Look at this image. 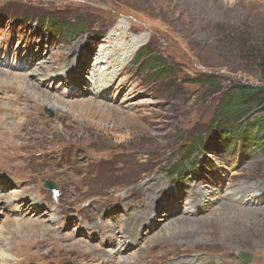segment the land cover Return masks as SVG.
<instances>
[{
	"label": "rangeland",
	"instance_id": "obj_1",
	"mask_svg": "<svg viewBox=\"0 0 264 264\" xmlns=\"http://www.w3.org/2000/svg\"><path fill=\"white\" fill-rule=\"evenodd\" d=\"M113 31L143 44L114 78L106 72L109 92L99 99L91 70ZM2 63L51 99L0 83V131L21 128L18 139L6 134L13 147L0 141V253L9 264L133 262L139 250L136 264H264V196L214 220L239 187L253 195L264 186V114L227 133L214 127L229 87L264 86V0H0ZM147 175L160 181L157 192L142 187ZM47 180L60 192L55 199ZM199 190H210L208 202L222 199L187 218ZM33 198L42 206L29 213ZM167 204L178 207L169 220L138 229L147 208L160 219ZM182 218L178 237L158 241ZM137 229L131 249L97 261L119 250L113 236Z\"/></svg>",
	"mask_w": 264,
	"mask_h": 264
},
{
	"label": "bare ground",
	"instance_id": "obj_2",
	"mask_svg": "<svg viewBox=\"0 0 264 264\" xmlns=\"http://www.w3.org/2000/svg\"><path fill=\"white\" fill-rule=\"evenodd\" d=\"M123 26V25H122ZM109 35V34H108ZM115 36L121 38V41H124L125 43H123V46L126 45L124 47L123 50H121L123 48V46H118L116 43L118 42L117 40H115ZM129 37L126 36V33H121L120 35H117V33H115L114 31L112 33H110V35L103 41V44L102 46H100V48H103V50H100L98 52L99 54V57L95 59V63L96 65L92 68L91 72L93 74V78H95V92H96V95L98 96L99 99H102L103 97H106L108 92H109V87H110V81H108L107 78H105V74L107 72V76L111 77V78H114V75L117 74V72L121 71V70H124L126 68V60H131L133 57H135V55L137 54V50H139V48H141L142 44H143V41L139 39H134L132 38L131 39V42L126 43V41L128 40ZM117 39V38H116ZM143 39V38H142ZM120 47L118 48L117 50V46ZM110 49H113L111 50V54H107V52L110 50ZM136 53V54H135ZM1 67L0 69H7L8 66L6 64H1ZM7 67V68H6ZM10 68H8L9 70ZM28 68L25 69V71L27 70ZM11 71V72H9ZM9 71H4L2 74H0V83H7L9 84L11 80L12 82H14V84L22 91L25 89V91H28L27 89H29V94L30 96L33 98V99H37L38 101L40 102H46L48 103L49 102V93L45 90H41L40 89V85L38 84V89H35L37 91H34L32 90L31 88L33 87V84L29 83L28 81H22V75H18V73H16L15 71L14 73L12 72V70H9ZM1 72V70H0ZM110 72V73H108ZM24 78H26V76H23ZM53 77V76H51ZM27 80V79H26ZM44 80V79H43ZM42 80V81H43ZM43 83V82H42ZM36 86V85H34ZM36 88V87H35ZM28 96V95H27ZM51 100V99H50ZM21 103V102H20ZM46 106H49L48 104H44ZM54 107H52L53 109ZM57 109V108H56ZM55 109V110H56ZM30 122V120H29ZM4 123H7V122H4ZM34 125V124H33ZM22 126V125H21ZM10 124H4L2 126V129L0 131V141L5 144L8 148L9 147H13V146H9L7 144V140H6V134H9V138L11 137H14L15 139H18L17 136L20 135V129L21 128H18V131L17 132H10ZM9 129V130H8ZM8 130V131H7ZM7 131V133H6ZM4 134H1L3 133ZM21 136V135H20ZM148 176V175H147ZM150 177V180L147 181L146 183H142V187L144 188L145 186H150V190H154V192H157V189H158V184L160 183V181H157L158 183L155 182V178H153V176H148ZM158 180V179H157ZM155 183V184H154ZM218 190V189H217ZM256 192L252 195V191L253 189L250 188V187H239L236 191V195H230V196H227V199H228V202H223L221 204H223L222 206L225 207V208H221L218 212H215V215H214V220H222V217L223 215H225V212L226 210H229V208L231 209H235V210H241L240 207L242 208H245L243 210H249L250 208H254L253 205H250L252 204L254 201H260L259 199L264 196V186H259L258 188H256ZM209 191L210 190H206V191H203V190H199L197 192H193V201L191 202L190 204V207H188L186 209V212L185 214L187 215V218H194L193 216H198L200 215L201 213L203 212H206L207 210H211V208L213 207L214 204L210 203L211 201L213 202H218V201H221L222 197L221 196H218V197H215V198H212V199H209V202L206 200L207 199V196L209 194ZM105 192V191H104ZM181 193H179L180 195L183 193L182 191H180ZM220 193V192H219ZM15 194V193H14ZM111 194V193H110ZM109 194V195H110ZM115 198V197H114ZM179 198V197H178ZM264 198V197H263ZM108 199V198H107ZM23 200H26V199H23ZM249 203V204H248ZM2 203L0 202V205ZM26 204L25 201H23V204L21 205L24 206ZM35 205H39V206H42V203H40L37 199L33 198L32 200V204H30L29 206H27L29 208V213L32 211V210H35L36 207ZM169 204L166 205L165 208H163V210H165V212H163L164 214L160 216V219H158V213L156 211H153L152 209L150 208H147L144 212L145 213V219L142 220V222L139 224L138 226V229L139 227L141 228L142 224L144 223L145 225H147V222L149 223V227L151 228H154V226H160L159 223L161 221H164V220H169V218L171 216H173L174 213H176L178 211V207L176 209V211H173L169 206ZM256 205V203H255ZM26 206L19 208L21 209L23 212H26V215L28 213V209H27ZM4 208H7L6 206H4ZM9 208V207H8ZM7 208V209H8ZM259 208V207H258ZM257 208V209H258ZM262 208V207H261ZM6 209V210H7ZM264 209V207H263ZM144 210V209H143ZM224 210V211H223ZM0 211H1V206H0ZM15 212L19 214L20 210H15ZM1 213V212H0ZM153 213H155V215H153ZM20 215V214H19ZM212 217V216H211ZM187 218H182L181 221H178L176 220V224H175V230L174 228L172 229L171 226L169 225H166V232L163 233L162 231V235L161 236H158V241H167L169 239L173 240L172 238H176L178 237V230H176L177 226H181V224L183 222H186ZM200 218V217H198ZM180 220V219H179ZM14 222V220H13ZM190 222V221H189ZM17 223V222H16ZM187 223V222H186ZM192 223V222H191ZM15 224V223H14ZM136 224V223H135ZM184 224V223H183ZM188 224V223H187ZM11 226V225H10ZM99 226V225H98ZM98 226H96L97 230L99 233L103 234V230L102 229H99ZM138 229L133 231V230H130V231H124V232H120V236H113L112 239L113 241L111 240V242H114L115 240V243L118 242V246L120 245V248L119 250H116L115 252H112V251H107V253H103L102 256H97L95 258H97V261L99 260H108L109 261H112L113 258H115L117 255H121V250L124 249V247L126 248H130L132 245L138 243L140 241L139 239V235H138ZM182 229V228H181ZM95 230V228L93 229ZM140 230V229H139ZM180 230V229H179ZM7 231V230H6ZM80 231H78L79 233ZM112 232V231H111ZM185 232V231H184ZM5 233V232H4ZM7 233V232H6ZM106 235V234H104ZM181 235V234H180ZM4 235H2L3 237ZM100 236V235H99ZM131 237H133L134 239L131 240ZM222 237V236H221ZM224 239V238H223ZM2 240V239H1ZM3 241V240H2ZM78 248L81 246V244L78 242ZM102 245L100 244L98 246V248L95 250L96 253L99 252L101 249H103V247H101ZM83 249L86 248V251L91 254L94 252L93 248L92 247H89L87 248L88 246H81ZM131 249V248H130ZM167 251V250H166ZM169 252V255H173L174 258H176V255H178L179 251H175L173 253H171V251H167ZM140 250L137 254V256L134 258V261H128L127 259H118V262H114L112 261L114 264H136L137 260L139 261L141 259L140 257ZM229 253L227 252H223L222 254H220L221 257H223L224 259L226 258V256L228 255ZM168 255V256H169ZM180 255H184V254H180ZM200 255L202 254H198V253H195L194 256L196 257H199ZM115 256V257H114ZM179 256V255H178ZM191 256V255H190ZM101 257V258H100ZM192 257V256H191ZM123 258V257H122ZM164 258V257H163ZM0 261L1 263L3 264H9L11 263L9 260H8V256L5 254V252H1L0 253ZM101 262V261H100ZM194 262H196L194 260V257L192 258H187V257H182L180 259V261H177L176 262H173L174 264H195ZM162 264H166V261L165 262H161ZM168 263V261H167ZM169 264V263H168ZM224 264H229L227 262H224Z\"/></svg>",
	"mask_w": 264,
	"mask_h": 264
},
{
	"label": "trees",
	"instance_id": "obj_3",
	"mask_svg": "<svg viewBox=\"0 0 264 264\" xmlns=\"http://www.w3.org/2000/svg\"><path fill=\"white\" fill-rule=\"evenodd\" d=\"M216 79V76L209 77V81ZM256 111L264 114V86L239 84L229 87L222 95L214 127L227 133L235 121L249 119Z\"/></svg>",
	"mask_w": 264,
	"mask_h": 264
},
{
	"label": "water",
	"instance_id": "obj_4",
	"mask_svg": "<svg viewBox=\"0 0 264 264\" xmlns=\"http://www.w3.org/2000/svg\"><path fill=\"white\" fill-rule=\"evenodd\" d=\"M45 188H50V189H52L53 192L55 193V197H56V198L60 195V192L57 190V188H56L54 182H51V181L46 182V184H45ZM241 256H242L247 262H251V260H252V257H251L250 255H248V254H241ZM67 264H70V263H67Z\"/></svg>",
	"mask_w": 264,
	"mask_h": 264
},
{
	"label": "clouds",
	"instance_id": "obj_5",
	"mask_svg": "<svg viewBox=\"0 0 264 264\" xmlns=\"http://www.w3.org/2000/svg\"><path fill=\"white\" fill-rule=\"evenodd\" d=\"M48 181H51V180H47L46 182H48ZM46 182H45V184H46ZM51 182H53V181H51ZM45 184H44V188H45ZM55 186H56V185H55ZM45 189L51 191L52 194H53L54 199L56 198V197H55V193L53 192L52 189H50V188H45ZM57 190H58V189H57ZM58 191H59V190H58ZM71 264H72V263H71Z\"/></svg>",
	"mask_w": 264,
	"mask_h": 264
}]
</instances>
